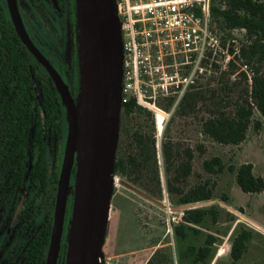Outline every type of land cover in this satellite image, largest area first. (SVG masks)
I'll return each instance as SVG.
<instances>
[{
	"label": "trees",
	"instance_id": "16d2710c",
	"mask_svg": "<svg viewBox=\"0 0 264 264\" xmlns=\"http://www.w3.org/2000/svg\"><path fill=\"white\" fill-rule=\"evenodd\" d=\"M210 18L224 39L235 29L242 31L235 57L252 71L251 82L243 69L230 78L238 67L234 59L221 71V66L211 61V72L202 71L193 80L171 118L198 116L201 111L202 136L221 144H239L251 123L255 128L261 124L254 118L256 109L264 118V0H210ZM78 77L76 56V91ZM173 101V96L166 98V110ZM65 134V109L53 80L21 41L9 15L0 11V149L7 154L12 147L14 189L27 172L31 191L30 206L22 216V234L27 238L17 264H45ZM205 150L204 141L193 146L175 140L167 126L158 139L151 110L132 97L122 101L114 173L155 199L163 202L165 197L170 206L210 200L229 204L228 194H218L217 181L212 178L226 166L221 156L201 160V169L208 174L205 178L195 167V152L203 154ZM228 168L243 191L264 189V175L254 172L252 162L229 164ZM176 211H182V216L174 225L173 238L186 241L191 256L188 264H208L216 251V234L226 232L221 228L223 222L236 215L218 202ZM191 235L194 239L187 240ZM251 237L252 230L244 227L235 233L230 245L231 264H237ZM173 246L176 254L178 244ZM159 248L147 264L156 263Z\"/></svg>",
	"mask_w": 264,
	"mask_h": 264
},
{
	"label": "water",
	"instance_id": "95a60500",
	"mask_svg": "<svg viewBox=\"0 0 264 264\" xmlns=\"http://www.w3.org/2000/svg\"><path fill=\"white\" fill-rule=\"evenodd\" d=\"M7 2L18 36L50 75L65 109L67 132L45 264H57L72 171L64 264H104L102 248L113 194L122 105V38L116 2L74 0L79 75L76 100L57 67L29 35L16 0ZM117 180L151 203L174 211L218 202L264 231L263 225L221 201L170 206L124 178Z\"/></svg>",
	"mask_w": 264,
	"mask_h": 264
},
{
	"label": "rangeland",
	"instance_id": "374dc122",
	"mask_svg": "<svg viewBox=\"0 0 264 264\" xmlns=\"http://www.w3.org/2000/svg\"><path fill=\"white\" fill-rule=\"evenodd\" d=\"M46 23L47 26L42 25V32L39 33L41 42L37 40L44 45L43 49L47 53L52 54L53 57L55 53L51 48L54 47L56 42L62 49L64 48V54L68 58L70 54V31L68 25L66 24L67 27L63 32V39H61L60 35V37L55 35L56 31L53 27L52 19L47 17ZM241 32V30L235 29L232 31V36L225 37V39L231 40V38H235L234 42L239 46ZM219 33L222 34L221 32ZM60 42H63V44H60ZM62 58L65 60L63 54L57 53L56 59L59 61ZM219 59L221 71L227 65L225 66V60L221 57ZM236 64L238 67L230 75L231 79L237 76L242 69V61L240 59H236ZM203 67L202 71L211 72L210 64H205ZM155 106L157 108H147L153 113L158 139L161 137L165 126H167V130L175 140L187 142L193 146L204 141L206 145L205 152L203 154L198 153V151L195 152L194 163L196 169L202 172L203 178L207 177L208 174L201 169V160L215 154L221 156L226 166L216 176H212L217 181V193L226 192L230 206L235 209L242 208L245 215L264 226V189L260 192L252 193L243 191L236 182L234 173L228 168L229 164L237 165L238 163L249 161L253 163L256 174L264 175V118L260 112L257 109L254 112V118L261 120L259 128H255L253 123H251L246 138L239 144H221L202 136L199 121V117L202 114L201 111L198 116H174L171 118L176 105L172 111H170L172 105L166 110V98L156 97ZM114 175L113 194L105 240L111 246L119 248V250H117V257L110 258L109 244L103 246L104 264H147L152 252L157 247L160 248L155 257V264H188L191 256L187 251L186 241H177V243L173 238V228L174 225L181 221L182 211H173L151 203L117 180V178L123 177L115 173ZM164 201L166 203L165 197ZM67 206L68 208L71 207L70 199ZM69 219L70 217L68 218L67 216L64 224L63 244L66 243ZM242 227L252 230V237L247 244L246 251L237 261V264H264V231L238 216L223 222L221 228L226 230V232L216 234V251L208 264H231V241L235 233ZM211 230L214 231L215 228ZM194 237L195 235H191L187 237V240L190 238L192 240ZM154 243L156 245L152 246ZM175 244H178L176 254L173 246ZM177 252H180L181 255L179 256ZM62 256L59 258V264H61Z\"/></svg>",
	"mask_w": 264,
	"mask_h": 264
},
{
	"label": "built area",
	"instance_id": "2783aa9c",
	"mask_svg": "<svg viewBox=\"0 0 264 264\" xmlns=\"http://www.w3.org/2000/svg\"><path fill=\"white\" fill-rule=\"evenodd\" d=\"M122 38V101L155 106L173 96L177 105L203 66L219 57L236 61L239 46L214 29L210 0H115ZM230 47L233 51H230ZM251 82L252 71L242 63Z\"/></svg>",
	"mask_w": 264,
	"mask_h": 264
},
{
	"label": "flooded vegetation",
	"instance_id": "af4514ba",
	"mask_svg": "<svg viewBox=\"0 0 264 264\" xmlns=\"http://www.w3.org/2000/svg\"><path fill=\"white\" fill-rule=\"evenodd\" d=\"M16 2L19 13L29 35L37 44V46L57 67L59 72L66 80L72 96L76 100L77 91L73 89L75 77V61L77 56V27L74 0H16ZM0 11L7 13L13 24L7 0H0ZM47 17L51 18L53 21V27L56 31V34H54L58 36L60 35L61 37H59L61 39H63V32L67 27L66 24L68 25L70 31V54L68 58H66L64 54V48L62 49L59 45H57L56 42L54 43V47L51 48L55 53L54 57L52 54L47 53V51L43 49L44 45L42 43V45L39 43V41L41 42L39 33L42 32V25L47 26ZM60 44H63V42H60ZM59 52L64 55L65 60L63 58L59 61L58 59H56V55L57 53L59 54ZM1 141H3V139ZM27 180L28 173L26 172L21 183H19L16 189H14L12 147L8 148L7 154L4 153V149H0V264H17V258L20 256V252L23 249L22 247L25 245L27 235L22 234L24 224L23 221H25V218H22V216L24 214V211L30 206L31 201V191ZM73 181L74 171H72L70 175L71 187L66 204L64 224L66 221V217H70L71 207L68 208L67 205L69 199L72 205ZM65 250L66 243L63 244L62 235L57 264H59V258L61 255H63L61 264H64ZM16 254H18L17 257Z\"/></svg>",
	"mask_w": 264,
	"mask_h": 264
},
{
	"label": "crops",
	"instance_id": "0c3cea01",
	"mask_svg": "<svg viewBox=\"0 0 264 264\" xmlns=\"http://www.w3.org/2000/svg\"><path fill=\"white\" fill-rule=\"evenodd\" d=\"M107 244H109V243H107V240H105V245L104 246H106ZM117 250H119V248L113 247V246H111L109 244L110 258H114V257L118 256V251Z\"/></svg>",
	"mask_w": 264,
	"mask_h": 264
}]
</instances>
